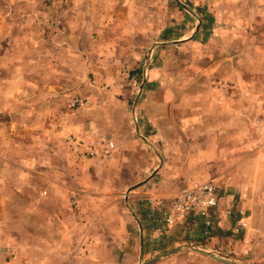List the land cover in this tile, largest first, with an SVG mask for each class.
Masks as SVG:
<instances>
[{"label":"rangeland","instance_id":"1","mask_svg":"<svg viewBox=\"0 0 264 264\" xmlns=\"http://www.w3.org/2000/svg\"><path fill=\"white\" fill-rule=\"evenodd\" d=\"M0 85V264L70 263L79 182L103 193L113 176L123 206L146 177L171 194L211 179L247 213L238 185L264 172V0H0ZM109 131L127 156L113 142L78 159L66 142L100 152Z\"/></svg>","mask_w":264,"mask_h":264},{"label":"crops","instance_id":"2","mask_svg":"<svg viewBox=\"0 0 264 264\" xmlns=\"http://www.w3.org/2000/svg\"><path fill=\"white\" fill-rule=\"evenodd\" d=\"M95 2L99 3V0ZM99 22L101 27L103 22ZM16 56L17 54H13L10 57L14 60L19 59ZM26 57L23 59L25 60ZM30 87L24 88L31 89ZM10 90L13 93L16 91ZM6 92L4 86L0 85V99ZM106 140L116 143L118 156L128 155L125 150L119 149L122 144L118 142L112 131H109ZM130 141L134 139H129L128 142ZM113 155L112 153L111 156ZM116 172L117 169L109 170L110 175ZM120 172L124 171L120 170ZM256 177L258 179L254 180L251 177L247 182L243 181L242 185H238L239 205L247 213L244 215L243 210H240L242 212H236L231 220H222L217 227L218 232L216 229L210 239H203L197 233L191 235L189 230L180 225L167 227L166 232H156L148 219L150 211L146 200L165 199L172 194L163 190L156 192L146 187L152 182L149 177L133 183L132 186L138 185L136 189L142 188V190L134 191L136 196L132 192L126 193L123 206L116 199L117 186L113 184L115 183L113 176L110 177L103 193H97L100 186L93 181L79 182L72 190L76 198L71 194L78 221L74 229L61 230V232H73L71 236L73 254L69 264H138L143 260L142 251L145 257L148 254L152 259L179 247L184 244L183 242L194 246L178 248L151 264H230L206 252L237 264H264V172L256 174ZM58 217H62L63 221L65 219L63 213L62 215L59 213ZM242 221L246 222L244 227L240 225ZM175 228L182 229V232L180 230L171 232L175 231ZM228 229L232 231V235L231 232H226ZM234 229L237 231L233 232ZM242 229L244 230L239 232ZM180 236L184 240L177 244L176 240ZM174 243L177 246L173 247ZM152 254L155 256L152 257Z\"/></svg>","mask_w":264,"mask_h":264},{"label":"built area","instance_id":"3","mask_svg":"<svg viewBox=\"0 0 264 264\" xmlns=\"http://www.w3.org/2000/svg\"><path fill=\"white\" fill-rule=\"evenodd\" d=\"M87 103L88 100L84 97H74L68 102V107H80ZM66 142L78 159L110 157L114 148L112 141L101 140L99 152L96 144L75 135L69 136ZM72 197L76 198V194L73 193ZM146 203L150 211L148 219L156 231L180 225L189 230L191 235L197 233L203 239L212 238L222 220L232 219L236 215L230 204L224 203L217 184L211 179L191 180L169 198L158 200L149 198ZM240 225L244 227L246 222L242 221ZM8 264L26 263L14 256L9 259Z\"/></svg>","mask_w":264,"mask_h":264},{"label":"water","instance_id":"4","mask_svg":"<svg viewBox=\"0 0 264 264\" xmlns=\"http://www.w3.org/2000/svg\"><path fill=\"white\" fill-rule=\"evenodd\" d=\"M186 246H187V247H193V246H191V245L182 244V245H180L179 247H175V248L169 250L168 252H165V253H162V254H160V255H157L156 257H154V258H152V259H150V260H147V261H142V260H140V261L138 262V264H151V263H153L154 261H156V260H158L159 258H161L162 256H165V255H167V254H169V253H171V252L177 250L178 248L186 247ZM206 253H208L209 255H212L213 257H215V258H217V259H219V260L227 261V262H229L230 264H237V263H234V262H232V261H228V260H226V259H224V258L217 257V256H215V255L212 254V253H209V252H206Z\"/></svg>","mask_w":264,"mask_h":264}]
</instances>
